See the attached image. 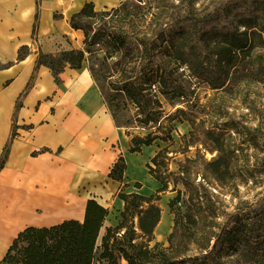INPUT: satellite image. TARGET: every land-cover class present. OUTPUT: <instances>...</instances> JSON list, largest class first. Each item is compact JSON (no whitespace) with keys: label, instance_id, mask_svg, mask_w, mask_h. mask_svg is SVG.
I'll return each instance as SVG.
<instances>
[{"label":"trees","instance_id":"16d2710c","mask_svg":"<svg viewBox=\"0 0 264 264\" xmlns=\"http://www.w3.org/2000/svg\"><path fill=\"white\" fill-rule=\"evenodd\" d=\"M201 1L124 0L117 7L103 10L87 2L70 19L71 28L83 33V47L56 54L41 52L37 65L48 67L60 83L66 68L80 70L87 63L116 125L147 132L145 136H132L130 151L141 153L156 141L168 144L173 142L171 123L185 114L178 109L168 116L163 103L183 102L181 87L173 79L180 70H188L212 90L223 89L242 76L249 79L262 75L255 68L242 75V69L247 60L257 64L264 60V0ZM40 7L41 0H37L34 36ZM28 54L26 47L21 48L18 61ZM6 67L0 63V70ZM20 108L18 103L16 110ZM186 120L193 130L189 140L183 137L179 150L199 143L218 151L220 155L205 164L211 177L222 183L229 166L223 162L221 134L215 128ZM17 130L14 122L0 171ZM169 153L165 147L147 164L150 174L162 185L155 195L119 193L125 207L117 226L105 227L109 209L89 200L83 221L22 231L0 264H264V206L236 214L220 225L216 213L199 204V188L184 176L173 184H183L190 206L185 212L176 209L184 195L177 191L169 203L174 215L172 233L167 244L155 242L162 216L158 202L168 191L172 175L166 168ZM125 172L126 161L121 157L109 177L122 182Z\"/></svg>","mask_w":264,"mask_h":264},{"label":"crops","instance_id":"0c3cea01","mask_svg":"<svg viewBox=\"0 0 264 264\" xmlns=\"http://www.w3.org/2000/svg\"><path fill=\"white\" fill-rule=\"evenodd\" d=\"M87 2L92 0H41L34 36L37 0H0V63L7 65L0 70V160L14 122L18 126L0 171V263L29 227L83 221L89 200L109 209L105 227H115L125 207L120 192L150 197L162 186L147 167L159 147L130 151L134 133L116 125L88 69L66 68L56 83L48 67L37 65L41 52L83 47V33L71 28L70 19ZM23 47L29 54L18 61ZM121 157L126 172L118 182L109 175ZM175 197L160 195L155 242L167 244L172 233L169 203Z\"/></svg>","mask_w":264,"mask_h":264},{"label":"rangeland","instance_id":"374dc122","mask_svg":"<svg viewBox=\"0 0 264 264\" xmlns=\"http://www.w3.org/2000/svg\"><path fill=\"white\" fill-rule=\"evenodd\" d=\"M122 1L92 0L97 10L117 7ZM245 64L242 75L252 68L261 70L262 75L249 79L242 76L220 90H212L188 70H180L173 79L181 87L183 102L163 100V103L168 116L178 109H183L185 114L171 123L173 142L154 143L159 151L168 147L171 152L166 162L167 174L172 173L168 192L184 194L176 209L185 212L190 206L187 202L189 194L183 184L179 182L176 187L173 184L174 180L184 176L187 182L199 188V204L205 210L214 211L220 225L227 224L236 214L243 215L264 206V60L258 64L247 60ZM83 67L88 69L87 63ZM186 118L196 121L197 126L215 128L221 134L220 141L225 146L223 162L229 166L222 183L211 177L205 164L217 158L218 151L212 152L199 143L189 148L184 145L179 150L183 137L189 140L193 130ZM129 130L134 135L147 134L140 128Z\"/></svg>","mask_w":264,"mask_h":264},{"label":"bare ground","instance_id":"6f19581e","mask_svg":"<svg viewBox=\"0 0 264 264\" xmlns=\"http://www.w3.org/2000/svg\"><path fill=\"white\" fill-rule=\"evenodd\" d=\"M165 224V221L163 222V225Z\"/></svg>","mask_w":264,"mask_h":264}]
</instances>
